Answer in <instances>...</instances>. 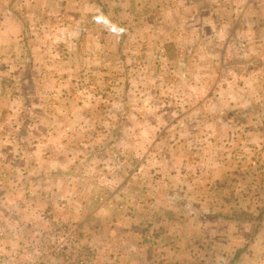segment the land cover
Instances as JSON below:
<instances>
[{"label":"rangeland","instance_id":"obj_1","mask_svg":"<svg viewBox=\"0 0 264 264\" xmlns=\"http://www.w3.org/2000/svg\"><path fill=\"white\" fill-rule=\"evenodd\" d=\"M233 1L166 19V0H0V175L23 200L49 190L80 203L91 191L133 212L129 184L168 222L171 207L201 223L264 206V59L239 36L249 24ZM44 211L40 236L67 223L82 256L120 263L110 239L90 242ZM54 255L79 264L78 253Z\"/></svg>","mask_w":264,"mask_h":264},{"label":"crops","instance_id":"obj_2","mask_svg":"<svg viewBox=\"0 0 264 264\" xmlns=\"http://www.w3.org/2000/svg\"><path fill=\"white\" fill-rule=\"evenodd\" d=\"M213 1L166 0L161 6L164 18L178 19L182 7L189 10L203 7L209 14L207 8ZM222 3L225 5L227 2L222 0ZM233 3H238L240 8L244 5L238 19L245 17L249 24L247 28H239V36H243L250 47L256 43L261 48L259 55L264 59V11L256 13L255 0H234ZM226 19L229 21L230 18ZM226 30L228 28L223 24L218 31L223 32L222 38L227 37L225 47L230 44V34ZM4 178L5 175H0V264H27L28 254L37 250H40V256L37 255L39 264H75L68 257L51 255L47 252L48 247L39 245L46 224L43 216L46 208L65 215L90 242L101 243V239H110L120 251V254L113 256V261L117 258L115 262L119 264H264V206L250 210L246 206H237L243 212H232V215L209 212L207 220L201 223L195 216L183 221L178 210L171 207L175 214L173 221L168 222L166 209L155 207L156 218L150 216L145 208L143 192L133 200L136 196L129 189V184L125 185L123 191L131 202L129 207L133 208V212L121 210L116 202L101 207L97 195L92 198L91 191L78 197L80 203L75 200L64 202L65 207L60 195L49 190L23 200L24 194L16 180L8 177L12 187L8 189L5 184L8 178ZM261 187L257 191L264 197V185ZM178 191L181 193L183 188ZM237 192L238 196L245 197L248 191L240 188ZM50 195V202L47 203ZM158 195L161 196L159 192ZM33 197L39 202L38 205L33 204ZM161 214L164 216L161 217ZM151 235L159 243L157 249L150 247L148 238Z\"/></svg>","mask_w":264,"mask_h":264},{"label":"built area","instance_id":"obj_3","mask_svg":"<svg viewBox=\"0 0 264 264\" xmlns=\"http://www.w3.org/2000/svg\"><path fill=\"white\" fill-rule=\"evenodd\" d=\"M39 245L42 247L50 245L51 248L49 246L48 253L53 255L78 253L77 261L79 264H98L95 257L82 256V253H79L81 242L76 238L71 226L67 223L54 227L51 232L43 233ZM37 255H40V250L29 255L28 264H39Z\"/></svg>","mask_w":264,"mask_h":264}]
</instances>
